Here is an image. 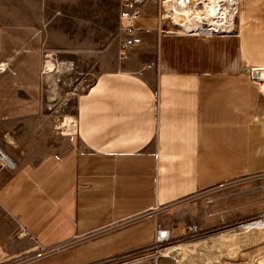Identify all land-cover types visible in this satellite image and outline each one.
Instances as JSON below:
<instances>
[{"label": "crops", "instance_id": "obj_1", "mask_svg": "<svg viewBox=\"0 0 264 264\" xmlns=\"http://www.w3.org/2000/svg\"><path fill=\"white\" fill-rule=\"evenodd\" d=\"M112 4L121 41L122 0ZM97 13L92 0H0V56L3 40H98ZM162 13L145 5L142 43L78 98V147L0 164V264L125 258L154 247L159 230L178 238L207 225L208 192L264 172V88L253 76L264 71V0H241L227 35L176 33L167 12L174 24L162 33Z\"/></svg>", "mask_w": 264, "mask_h": 264}, {"label": "rangeland", "instance_id": "obj_2", "mask_svg": "<svg viewBox=\"0 0 264 264\" xmlns=\"http://www.w3.org/2000/svg\"><path fill=\"white\" fill-rule=\"evenodd\" d=\"M92 1L98 10V40H18L17 45L15 40H3L0 148L14 161L37 163L49 154L78 147V98L100 74L116 69L123 59L121 41L115 36L112 0ZM172 1L167 0L166 12L181 22ZM206 7L197 1V12L205 23L213 18ZM222 9L218 4L217 13ZM168 15L167 23L174 24ZM233 22L232 28L236 18ZM221 31L210 30L214 35H227ZM202 203L199 211L209 217L207 225L195 221L196 230L103 264H264V228L240 227L258 222L264 214V172L227 182L208 192Z\"/></svg>", "mask_w": 264, "mask_h": 264}, {"label": "built area", "instance_id": "obj_3", "mask_svg": "<svg viewBox=\"0 0 264 264\" xmlns=\"http://www.w3.org/2000/svg\"><path fill=\"white\" fill-rule=\"evenodd\" d=\"M175 1H176L177 5L182 3L183 4L182 6L188 7L185 0H175ZM229 1H230L231 5L233 6V9H234V20H235V18H237L238 8H239V4H240L241 0H229ZM166 2H167V0H165V1H163V0H122V8H121L120 18H121V21L125 23V26L122 29V31L125 35V38L123 40H121V46H120V55L122 58H125V56L129 52V50H131L135 46L140 45L142 43V40H140L136 36V32H137L136 22L143 15V10H144V7L146 4H148V3H161L162 6L164 7V14L162 13L161 19H160V23H161L160 24V30L162 33H165L163 31V24H164L165 19H166ZM218 4L220 6H222L223 8H225V6H226V5H224V2H219ZM210 30H211V28L205 29L203 31H197V32H186L185 30L181 29L179 32H176V33L194 34V35H203V34L214 35L212 32H210ZM215 31H216V33H219L218 31H221V30L215 29ZM234 31H235V27L230 32L221 31V33L230 34V33H233ZM170 34H175V33H170ZM259 72H261V71H258L256 73L254 72L253 76L256 77L259 80V82L261 83V85L263 86L264 82L261 79H259V77L257 76ZM0 164H1V168H5V167L13 168V166L7 164L6 162H4L1 159H0ZM259 221H264V214L260 217ZM190 230H196V227H193ZM169 240H170V233L168 231L159 230L157 232V243L167 242Z\"/></svg>", "mask_w": 264, "mask_h": 264}, {"label": "bare ground", "instance_id": "obj_4", "mask_svg": "<svg viewBox=\"0 0 264 264\" xmlns=\"http://www.w3.org/2000/svg\"><path fill=\"white\" fill-rule=\"evenodd\" d=\"M191 1L193 3L192 7L177 5L176 11L178 14L175 15L176 16L179 15V17L182 18L181 24L184 27V29L186 30L193 29L192 31L194 30L203 31L205 29L214 28V29H221L225 32H230L233 29L232 23L234 19V9L229 0H202V3H204L205 6L207 5L208 7L207 12L210 14L211 17H213L212 20L206 23L204 22L203 15L201 13H198L196 9L197 1L199 0H191ZM172 2L176 3L175 0ZM219 2H224V5L226 6L222 11H220L221 13L218 14L217 7ZM191 26H197L198 28H192ZM3 70H4L3 67L0 68V71ZM257 76L259 77V79H261L264 82V71L259 72ZM262 87L264 88V83ZM0 159L11 166L14 165V162H12L11 157L6 153V151H4L1 148H0ZM240 227L246 229L264 228V221H258L256 223L251 222ZM177 247H180V245L173 246L172 249H175Z\"/></svg>", "mask_w": 264, "mask_h": 264}, {"label": "water", "instance_id": "obj_5", "mask_svg": "<svg viewBox=\"0 0 264 264\" xmlns=\"http://www.w3.org/2000/svg\"><path fill=\"white\" fill-rule=\"evenodd\" d=\"M186 4L189 6V7H192L193 3L191 0H185ZM183 4L180 3L179 6H182Z\"/></svg>", "mask_w": 264, "mask_h": 264}]
</instances>
